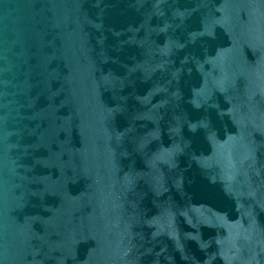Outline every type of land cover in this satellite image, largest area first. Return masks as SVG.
Masks as SVG:
<instances>
[{"label":"water","instance_id":"water-1","mask_svg":"<svg viewBox=\"0 0 264 264\" xmlns=\"http://www.w3.org/2000/svg\"><path fill=\"white\" fill-rule=\"evenodd\" d=\"M0 264H264V0H0Z\"/></svg>","mask_w":264,"mask_h":264}]
</instances>
